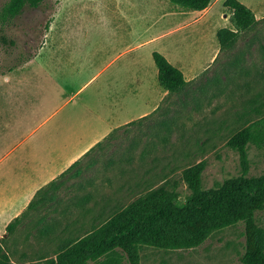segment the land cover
I'll return each mask as SVG.
<instances>
[{
  "label": "rangeland",
  "instance_id": "1",
  "mask_svg": "<svg viewBox=\"0 0 264 264\" xmlns=\"http://www.w3.org/2000/svg\"><path fill=\"white\" fill-rule=\"evenodd\" d=\"M7 1L0 0V153L21 140L24 148L54 137L62 142L93 126L97 114L113 123L136 113L142 99L154 100L162 87L154 50L194 66L184 68L193 73L191 81L164 95L158 110L114 128L58 177L2 242L11 264H46L65 244L159 185L176 181L184 204L190 189L182 172L201 160L204 189L240 174L239 154L227 141L264 116V0H241L259 19L225 46L216 36L232 27L223 0L203 12L171 0H44L3 19ZM164 12L171 13L163 18ZM188 18L195 22L184 26ZM248 156V175L263 174L264 149L250 144ZM74 205L93 208L73 212ZM87 216L95 222H77ZM256 221L264 233V208ZM244 248L239 221L198 246L141 245L139 255L140 264H242ZM88 264L129 263L118 249Z\"/></svg>",
  "mask_w": 264,
  "mask_h": 264
},
{
  "label": "trees",
  "instance_id": "2",
  "mask_svg": "<svg viewBox=\"0 0 264 264\" xmlns=\"http://www.w3.org/2000/svg\"><path fill=\"white\" fill-rule=\"evenodd\" d=\"M44 0H8L2 8L3 19L19 15L25 6L37 7ZM187 9L203 10L212 0H171ZM231 11L232 27L220 28L217 39L221 46L229 38L249 28L256 21L255 12L241 0H224ZM13 42V41H11ZM157 66V77L168 93L181 90L187 85L183 71L172 64L161 52H152ZM100 144V142L98 143ZM264 149V116L257 118L235 131L227 145L236 150L240 160V174L225 179L221 185L202 187V173L206 161L187 166L182 178L190 189L184 204L178 203L177 182L170 187L159 185L149 189L126 207L116 210L99 227L92 229L72 243L65 244L56 258L46 264H88L121 250L129 264H140V246L150 245L164 249L190 248L200 245L215 230L244 222L245 248L242 264H264V233L256 221V212L264 208V173L249 176L248 146ZM89 149L85 154H88ZM74 161L59 176L79 163ZM51 180L40 188L26 210L33 208L46 197V190L55 183ZM25 210L6 225L10 235L20 223ZM7 237V236H6ZM0 238V264H11ZM14 264V263H13Z\"/></svg>",
  "mask_w": 264,
  "mask_h": 264
},
{
  "label": "crops",
  "instance_id": "3",
  "mask_svg": "<svg viewBox=\"0 0 264 264\" xmlns=\"http://www.w3.org/2000/svg\"><path fill=\"white\" fill-rule=\"evenodd\" d=\"M213 1L214 0H212V2ZM212 2L205 9L198 11L203 12L208 10L211 8ZM179 12H182V15L188 14L186 11ZM169 13L171 12H164L162 17L164 18ZM256 18L258 21V15H256ZM164 20H166V18ZM188 20L189 21L186 22L184 26H188L189 24L192 25L195 22V19L191 21L190 18H188ZM166 32L167 31L161 32L154 37L159 38V36H162L163 33ZM161 51L166 55L170 62H172L175 66L180 67V69H183L182 71L186 80L190 82L193 73L189 72V74L186 75L184 68L193 67L194 69V66H192L191 63L185 64L179 58L174 56L172 58L170 54H167L163 50ZM212 59L213 53L206 64ZM204 65L205 64H201L198 68ZM77 94L78 93L76 92L73 96ZM166 94H168V91L164 87H161L158 96L154 100L148 101L147 98L142 99V103H140L141 106L138 108V111L127 116L122 121L111 123L108 122L106 117L97 114V122L93 126L89 128L76 129L73 131V136H69L68 138L62 140V142H59L57 137H54L49 143L45 140H40L31 147L24 148L21 146L24 140H21L9 147L8 150L0 153V238L7 236L6 225L13 218L17 217L25 210L20 223L17 225L18 227L22 223L23 219L27 218L35 209L38 204L28 210H26V207L40 188L47 185L53 179L57 180L58 177H60L59 175L74 161L80 159L78 163L80 164L82 157L87 155L85 153L92 147L94 148L99 145V142L101 144L114 128L142 119L149 114L154 113L159 109L160 101ZM150 102H152L151 105ZM72 129L73 128H69V132L72 131ZM20 148H23V150L20 151ZM16 150H18L21 154L20 156L13 155ZM56 182L57 181L48 187L46 195L48 190H50V187L56 184ZM90 207L93 208L88 205H74L72 206V211L77 212ZM72 218H74V215H72ZM81 221L92 223L94 218L93 216H87L77 220V222ZM14 264L22 263L14 262Z\"/></svg>",
  "mask_w": 264,
  "mask_h": 264
}]
</instances>
